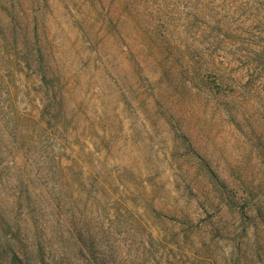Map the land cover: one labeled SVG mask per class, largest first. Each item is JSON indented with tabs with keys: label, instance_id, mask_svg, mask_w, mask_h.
<instances>
[{
	"label": "rangeland",
	"instance_id": "1",
	"mask_svg": "<svg viewBox=\"0 0 264 264\" xmlns=\"http://www.w3.org/2000/svg\"><path fill=\"white\" fill-rule=\"evenodd\" d=\"M0 264H264V0H0Z\"/></svg>",
	"mask_w": 264,
	"mask_h": 264
}]
</instances>
